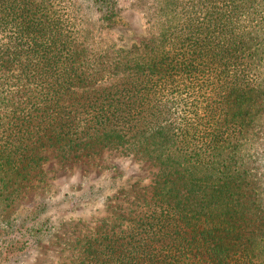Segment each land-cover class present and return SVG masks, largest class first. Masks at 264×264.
Wrapping results in <instances>:
<instances>
[{"label":"trees","instance_id":"16d2710c","mask_svg":"<svg viewBox=\"0 0 264 264\" xmlns=\"http://www.w3.org/2000/svg\"><path fill=\"white\" fill-rule=\"evenodd\" d=\"M152 3L123 46L121 0H0V211L47 149L153 166L146 184L110 175L23 206L0 260L101 200L111 213L69 239L68 264H264V0Z\"/></svg>","mask_w":264,"mask_h":264},{"label":"rangeland","instance_id":"374dc122","mask_svg":"<svg viewBox=\"0 0 264 264\" xmlns=\"http://www.w3.org/2000/svg\"><path fill=\"white\" fill-rule=\"evenodd\" d=\"M121 4L127 25L115 30L113 35H122V41L117 45L128 46L130 42L148 34L154 6L152 0H121ZM42 155L45 158L41 161L40 172L32 174L28 185L15 201L4 211H0V225L20 212L23 206L47 197L56 198L61 192L78 190L82 182L101 181L110 175L120 174L122 179L129 182L136 179L142 185L148 183L153 171V166L148 162L121 154L117 150H104L91 158L82 157L67 162L59 160L50 149L43 151ZM111 206L112 203L101 200L75 205L64 215L65 219L55 222L48 236L31 245L28 255L14 262L0 260V264H68L69 239L94 228L98 219L111 213ZM13 235L20 239L17 233ZM15 255L16 253H9L7 258L13 259Z\"/></svg>","mask_w":264,"mask_h":264}]
</instances>
